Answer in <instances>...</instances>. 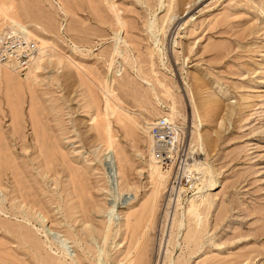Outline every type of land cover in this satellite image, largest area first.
Here are the masks:
<instances>
[{
	"label": "rangeland",
	"instance_id": "374dc122",
	"mask_svg": "<svg viewBox=\"0 0 264 264\" xmlns=\"http://www.w3.org/2000/svg\"><path fill=\"white\" fill-rule=\"evenodd\" d=\"M0 10V29L18 16L46 43L34 38L45 57L35 79L0 72V264H154L163 195L147 252L136 230L151 191L140 126L169 113L186 162L215 164L223 184L205 191L200 228L173 213L157 262L264 264V0H0ZM195 77L204 97L220 100L212 116L200 110L202 124L183 86L194 89ZM106 97L121 184L104 161ZM193 124L210 138L203 154L190 149Z\"/></svg>",
	"mask_w": 264,
	"mask_h": 264
},
{
	"label": "bare ground",
	"instance_id": "6f19581e",
	"mask_svg": "<svg viewBox=\"0 0 264 264\" xmlns=\"http://www.w3.org/2000/svg\"><path fill=\"white\" fill-rule=\"evenodd\" d=\"M110 4H112L111 2H110ZM109 4V5H110ZM108 5V6H109ZM115 5V4H114ZM114 7V6H113ZM113 7H110V8H113ZM2 9V8H1ZM15 10V9H14ZM111 10V9H110ZM1 11V10H0ZM114 11V10H113ZM117 11V10H116ZM16 12V11H15ZM15 15H16V13H14ZM117 14V13H116ZM4 15V14H3ZM119 15V14H118ZM14 16V15H13ZM6 17V16H5ZM18 16H16L15 18H17ZM117 18H119L118 16H116ZM9 18H11L10 19V21H11V23H6V24H4V26L6 25V26H13V25H15V26H19V27H22L23 29H25L26 30V32H27V34L30 36V37H32V38H35L36 40H38L39 42H43V44H46V43H44V41L41 39V38H39L35 33H33L31 30H29V27H28V25L27 24H24V23H22L21 21H19V20H17V19H19V18H17V19H15V18H12V17H8V19ZM7 19V20H8ZM123 19V18H122ZM122 19H121V21H122ZM158 19V18H157ZM156 19V20H157ZM165 19H168V17L166 18L165 17ZM123 21H124V19H123ZM163 21H164V19H163ZM167 21V20H166ZM166 21H165V23H166ZM118 22V21H117ZM157 22H159L158 20H157ZM161 22H162V20H161ZM160 22V23H161ZM118 24H120V28L122 29V24H121V22H120V20H119V23ZM117 24V25H118ZM126 24V23H125ZM125 24H124V26H125ZM163 25H166V24H164V23H162ZM168 24V23H167ZM159 26H160V24H159ZM159 26H157V24H156V21L152 18L151 20H150V22H149V27H150V30L151 29H156L157 27H158V29H159ZM161 27V26H160ZM165 27V26H164ZM168 27V26H167ZM125 28V27H124ZM165 29V28H164ZM0 30H2V28L0 29ZM152 30V31H153ZM161 30L162 29H159V33L161 32ZM124 31V30H123ZM162 31H164V30H162ZM127 33V32H126ZM153 33V32H152ZM156 34V33H155ZM159 35H161V33L159 34ZM155 37H156V40H158V35H155ZM161 38V37H160ZM120 39H122V38H120ZM119 40V39H118ZM47 42V41H46ZM125 42V41H124ZM126 43H128V42H126ZM125 44V43H124ZM126 45V44H125ZM156 46V45H155ZM119 47V41H116V46H115V49H114V53H115V55L118 53V48ZM128 48V47H127ZM158 49V51H159V48H157ZM43 50L42 49H39L38 48V52H39V54L37 55V56H35L34 57V59H33V61L30 63V65L26 68V70L24 71V72H19V71H17V70H15L13 67H11V66H8L7 64H4V63H1L0 62V72L1 71H4V70H12L14 73H17V74H20V75H23L24 73L26 74V76H25V78H26V80H32V78H34L35 79V77L37 76V75H35V72H36V70L38 71L39 69H41V65H42V63H43V60H44V56H43V52H42ZM45 55V54H44ZM160 55H162V56H164L163 55V53L162 54H160ZM115 57V56H114ZM112 61H113V58H112ZM6 76V75H5ZM4 76V77H5ZM8 76V75H7ZM197 76V75H196ZM199 77V76H198ZM24 78V79H25ZM195 80H196V85H195V88L194 89H190V87H189V85H188V82L186 83V82H184L183 83V86H184V88H186V90H187V92H188V95H189V98H190V100H191V102L193 103V105H192V108H193V113L192 114H194V116H196L197 117V121L200 123V124H202V122L204 123V121L205 120H203V117L201 116V114H200V110L201 109H205V110H207V112H208V108L209 109H212L211 108V106L215 103V101L217 102L219 99H215L216 98V96L213 98V97H208V96H206V97H204L203 95H202V87L203 86H201L202 84H201V81H199L198 80V78L197 77H195ZM25 81V80H24ZM173 81V80H172ZM175 81V80H174ZM173 81V82H174ZM197 81H199V82H197ZM21 82V81H20ZM31 82V81H30ZM30 82H28L29 84H30ZM34 83V82H33ZM170 83H172V82H170ZM169 83V84H170ZM175 83H177L176 81H175ZM203 83V82H202ZM165 84V83H164ZM148 85H150L151 87H152V90H153V97H154V99H156L157 100V102H158V104H160L161 103V101H160V99H159V96H158V93H159V91L157 90H155L154 88L155 87H153V85L152 84H148ZM158 85V84H157ZM163 85V84H162ZM162 85L160 86V87H162ZM167 85V84H166ZM165 85V86H166ZM176 85V84H175ZM205 85V84H204ZM164 85H163V87H165ZM168 86V85H167ZM159 87V86H158ZM162 87V88H163ZM169 87H171V86H169ZM169 87H167V88H169ZM173 87H175V86H173ZM206 87V86H205ZM103 88V87H102ZM106 89H105V92L108 94V95H110V96H112V93H113V90L111 89V86H110V84H108V85H106V87H105ZM178 88H181V85L179 86L178 85ZM206 88H208V87H206ZM165 89H166V87H165ZM169 90V89H168ZM183 90V89H182ZM166 91V90H165ZM106 94V95H107ZM210 94H212V93H210ZM222 94H223V92H222ZM221 95V94H220ZM109 96V97H110ZM214 96V95H213ZM218 97H219V94L217 95ZM222 96H225V95H222ZM220 101V100H219ZM105 112H104V116L102 115V116H100L101 117V119H102V117L104 118V117H106L107 118V113H106V111L107 110H111V108L109 107V98L108 97H106L105 98ZM215 105H216V103H215ZM215 105H213V107L215 106ZM241 105V104H240ZM243 105H244V103H243ZM246 105V104H245ZM245 105H244V107H245ZM243 109V107H241V110ZM109 110V111H110ZM108 111V112H109ZM114 111H115V109H114ZM118 111V110H117ZM119 112V111H118ZM116 113V112H115ZM114 113V114H115ZM209 113V112H208ZM207 113V114H208ZM209 114H211V111H210V113ZM209 114L207 115V116H209ZM211 116H212V114H211ZM95 117H97L96 115H94V116H91L90 117V120L91 121H96L95 119H97V118H95ZM116 117L118 118V120L121 118L120 116L118 117L117 115H116ZM108 118H109V116H108ZM106 119V122L102 125V132H103V135H104V137H105V139H106V141H107V144H106V147H105V149H104V151H105V153H104V158H105V160L104 161H106V170H107V174H108V177H109V179L110 180H112V177L113 176H115V178H116V181L119 183V184H121L119 181H121V180H119L120 179V177H121V173H120V171L119 170H121L119 167V170H118V168H117V164H118V162H117V160H116V158H115V156H113L112 154H111V152L113 151V139H114V137H113V135H112V133H111V128H110V123L111 122H109V119ZM209 118V117H208ZM105 119V118H104ZM146 120V124H145V126H140V128H141V130L145 133V135H146V141H147V143H148V149H147V156H148V159H147V166H146V173H147V175H148V178H149V181H150V184H151V186H150V188H151V191H150V193L148 194V197H147V201H146V203L148 204V215L146 214V216H147V218L146 219H140L141 220V226H139L141 229H140V231H139V228L138 229H136V230H138V232L139 233H141V237L143 238V241L142 242H140L141 244L143 243V242H145V250L148 252V246H149V233H148V228H149V225H150V228H151V224L154 222V220L156 219V213H157V210H158V203H159V200H160V198L162 197V195H163V200H162V204L160 205V212H159V218H157L158 220H157V223H156V225H155V238H153V239H155V244H154V247H153V251H154V255L155 256H161V254H163V253H165V254H167V249H166V247H165V239L163 238V235H164V232H165V228L167 227V226H169L171 223H173V222H175L176 220H175V218L173 217V213L176 211H178L179 213V218H178V221H179V225H181V223L185 220V218L186 217H188V218H190L191 220H193L194 221V223L197 225V224H199V223H201L200 221H201V217H202V212H201V210H202V208H203V206H204V204H205V200H206V198H205V191H213V190H215L217 187H219V186H221L223 183H222V177L220 176V172H219V170H218V168L216 167V165L215 164H213V165H210L208 162H206L204 159H202V160H196V161H194L193 163H190V162H186L187 161V159H188V154H189V152H188V147H185V149H184V154H183V156H182V162H180V164L179 165H177V163H175V164H173L172 162H169V163H167V164H163L161 161H159L157 158H156V156H155V153H154V138H153V136H152V134H151V132H150V125H151V123H152V121H150V120H148V119H145ZM167 120H169V121H171V122H173V117H172V115L169 113V116H168V118H167ZM97 121H98V119H97ZM105 121V120H104ZM104 121H102V122H104ZM121 121V120H120ZM206 122V121H205ZM97 123V122H96ZM98 124V123H97ZM102 124V123H101ZM175 124V123H174ZM176 125H178V124H176ZM99 127V126H98ZM178 127H179V140H178V145L181 143V140H182V138H183V136H184V131L183 130H181L182 128H180L181 126H179L178 125ZM192 127H194V128H196L195 130H196V135L194 136V137H192V139H191V141H190V143H189V145H190V149H192V150H194L195 149V147L196 148H200L199 150H200V152H201V154H203L204 153V149H203V147H204V141L207 143V142H209V140H210V138L208 137V136H206V134H202L201 133V131H199L197 128V125H195V124H193L192 125ZM184 129V128H183ZM99 130H101V128L99 129ZM99 134H100V132H99ZM101 135V134H100ZM103 137V136H102ZM103 137V138H104ZM105 141V142H106ZM188 152V153H187ZM115 155V154H114ZM105 165V164H104ZM162 165V166H161ZM172 165H173V167L175 168V174L173 175V177H172V181H171V171H172ZM164 166V167H163ZM123 173V172H122ZM173 173V172H172ZM178 173V174H177ZM124 174V173H123ZM126 174V173H125ZM124 177H126V175H124ZM122 179V178H121ZM123 180V179H122ZM115 181V180H114ZM126 183L128 184V185H130L131 184V181H130V179H126ZM178 183V184H177ZM173 184H177V187L175 188V187H173ZM183 184V185H182ZM125 184H123V186H124ZM121 186V185H120ZM126 186V185H125ZM132 186V185H131ZM184 186H186V187H184ZM130 188V187H129ZM192 188H194V190H193V193H192V195H190V196H188V197H185V192H187V190L188 191H190L191 190V192H192ZM204 188H205V190H204ZM195 189H197V190H195ZM122 190H125V189H122ZM209 194H211V193H209ZM216 194V193H215ZM214 194V195H215ZM213 195V196H214ZM218 195V194H217ZM183 198H184V201H183ZM208 198V197H207ZM215 200V199H214ZM144 205H146V203H145V200H144ZM142 203V204H143ZM206 203H207V200H206ZM144 205H143V209L141 210V212L140 213H142L143 212V210H144ZM205 205H207V204H205ZM33 207V206H32ZM138 207H142V205L141 206H138ZM224 207V206H223ZM206 208V207H205ZM111 209H112V207H110V208H108L107 210H106V214L107 215H109V217H110V215H112V211H111ZM131 209V208H130ZM147 210V209H146ZM205 210V209H204ZM203 210V211H204ZM132 211V210H131ZM133 211H135L134 209H133ZM138 211V210H137ZM131 213V212H130ZM138 213V212H137ZM49 214V213H48ZM134 214H136V213H134ZM134 214H132V215H134ZM204 214V213H203ZM222 214V213H221ZM175 215V214H174ZM124 216V215H123ZM139 216H143V215H140L139 214ZM145 216V217H146ZM220 216V215H219ZM130 217V216H129ZM112 218V217H111ZM130 218H132V221H133V217H130ZM141 218V217H140ZM110 219V218H109ZM189 219V220H190ZM125 220V219H124ZM138 220H139V218H138ZM129 221H130V219L128 220V224H129ZM132 221H131V224H132ZM134 222V221H133ZM184 222H186V220L184 221ZM41 223H43V222H41ZM112 223V222H111ZM191 223V222H190ZM123 225H124V223H122ZM185 224V223H184ZM43 225V224H42ZM136 225H137V220H136V224H135V227H136ZM183 225V224H182ZM191 225V224H190ZM44 226V225H43ZM195 226V225H194ZM207 226V225H206ZM129 227V226H128ZM120 228H122V226L120 227ZM169 228V227H168ZM181 228H182V226H181ZM191 228H194V227H191ZM199 228H200V224H199ZM46 229V228H45ZM132 229H133V225H132ZM170 229V228H169ZM168 229V230H169ZM175 229H176V227H175ZM203 229V228H202ZM206 229V228H205ZM42 230V229H41ZM129 230V229H128ZM184 230H186V228L184 229ZM119 231H121V229H119ZM125 231V230H124ZM130 231H132V230H130ZM151 231V230H150ZM173 231V230H172ZM191 231V230H190ZM189 231V232H190ZM111 232V231H110ZM133 232H134V230H133ZM169 232V231H168ZM128 233V232H127ZM134 233H136V232H134ZM45 234V233H44ZM119 234H121V233H119ZM130 235V234H129ZM134 235V234H133ZM132 235V236H133ZM140 235V234H139ZM192 235V234H191ZM46 236V235H45ZM138 236V235H137ZM137 236H135L136 238H137ZM171 236V235H170ZM169 236V237H170ZM196 236V235H195ZM48 237V236H47ZM139 237V236H138ZM199 237V236H198ZM201 237V236H200ZM132 238V237H131ZM136 238H135V240H136ZM138 239H140V238H138ZM137 239V240H138ZM187 239V238H186ZM190 239V238H189ZM197 239V238H196ZM49 240V239H48ZM142 240V239H141ZM50 241V240H49ZM132 241H134L133 239H132ZM132 241H130V242H132ZM140 241V240H139ZM137 242V241H136ZM195 242V241H194ZM139 243V244H140ZM151 243V242H150ZM196 243V242H195ZM57 244V243H56ZM133 244V243H132ZM132 244H130V246L132 245ZM138 244V245H139ZM136 245V244H135ZM134 245V246H135ZM137 245V246H138ZM169 245H171L170 243H169ZM141 246H143V245H141ZM132 248V250H133V247H131ZM144 248V247H143ZM143 248L141 247V252H142V250H143ZM168 248V247H167ZM129 249V248H128ZM63 250V249H62ZM61 250V251H62ZM137 250H138V247H137ZM137 250H136V252H137ZM169 250V249H168ZM128 252H130V251H128ZM63 253H64V250H63ZM134 253V252H133ZM170 253V252H169ZM65 254H66V252H65ZM138 255L137 256H139V253H137ZM64 255V254H63ZM128 255H129V253H128ZM136 255V254H135ZM147 255V254H146ZM168 255V254H167ZM65 256V255H64ZM133 256V255H132ZM150 256V255H149ZM155 256H154V264H159L160 263V261H158L157 262V260H159V259H157L156 260V258H155ZM124 257V256H123ZM129 257H131V256H129ZM165 257H167L166 255H165ZM140 258V257H139ZM147 258V257H146ZM164 258V257H163ZM168 258V257H167ZM170 258V257H169ZM124 259H126V257H124ZM123 259V260H124ZM130 259V258H129ZM145 259V258H144ZM140 260V259H139ZM146 260V259H145ZM149 260V259H148ZM164 260H168V259H165L164 258ZM144 261V260H143ZM166 261H164V262H166ZM121 262H123V261H121ZM125 262V261H124ZM145 262V261H144ZM164 262H163V264H164ZM127 263V262H126ZM147 263H148V261H147ZM173 263V262H172ZM124 264V263H123ZM146 264V263H145ZM166 264V263H165Z\"/></svg>",
	"mask_w": 264,
	"mask_h": 264
},
{
	"label": "built area",
	"instance_id": "2783aa9c",
	"mask_svg": "<svg viewBox=\"0 0 264 264\" xmlns=\"http://www.w3.org/2000/svg\"><path fill=\"white\" fill-rule=\"evenodd\" d=\"M38 44L19 26H4L0 31V62L24 72L38 53ZM179 127L164 116L156 117L150 125L154 138V153L163 164L182 162L184 148L178 145Z\"/></svg>",
	"mask_w": 264,
	"mask_h": 264
}]
</instances>
